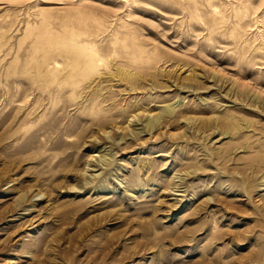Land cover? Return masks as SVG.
<instances>
[{"label":"rangeland","instance_id":"1","mask_svg":"<svg viewBox=\"0 0 264 264\" xmlns=\"http://www.w3.org/2000/svg\"><path fill=\"white\" fill-rule=\"evenodd\" d=\"M0 264H264V0H0Z\"/></svg>","mask_w":264,"mask_h":264}]
</instances>
